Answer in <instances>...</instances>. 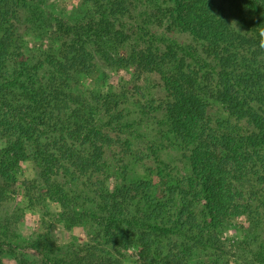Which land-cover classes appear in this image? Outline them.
Masks as SVG:
<instances>
[{
    "label": "trees",
    "instance_id": "16d2710c",
    "mask_svg": "<svg viewBox=\"0 0 264 264\" xmlns=\"http://www.w3.org/2000/svg\"><path fill=\"white\" fill-rule=\"evenodd\" d=\"M48 1L0 0V264L20 249L26 209L44 200L68 228L93 221L99 239L84 249L50 245L32 264H122L133 248L139 264H187L198 246L191 243L204 239L235 264H264V53L256 38L264 0H234L245 31L221 18L215 0H81L79 20L47 10ZM152 29L190 42L151 44ZM34 30L53 44L31 47ZM101 69L159 78L163 97L152 110L189 165L185 178L169 185L153 152L158 183L150 173L109 187L110 157L150 156L125 137L129 92L82 89ZM30 160L37 176L19 187ZM230 226L242 234L236 245L220 243ZM167 236L190 243L161 245Z\"/></svg>",
    "mask_w": 264,
    "mask_h": 264
},
{
    "label": "rangeland",
    "instance_id": "374dc122",
    "mask_svg": "<svg viewBox=\"0 0 264 264\" xmlns=\"http://www.w3.org/2000/svg\"><path fill=\"white\" fill-rule=\"evenodd\" d=\"M163 1L165 2V0H153L151 3L156 4ZM48 5L47 10H55L60 16H67L71 20H79L84 15V5L81 0H49ZM215 10L219 12L222 19H226L231 24L236 21L237 28H242L244 31L249 28L248 23L236 12L234 0H215ZM152 31L153 33L150 34L148 39L151 44H157L158 40L162 45L176 44L186 47L187 43L190 42L188 37L179 33H164L157 29H152ZM52 37L51 34L46 37L44 30H40V32H35L34 30L27 42L31 47L40 48L52 45ZM129 47V45H126L125 49L130 53ZM135 77L136 72L134 69H101V73L94 74L84 79L81 83L82 89L110 90L115 93L125 89V94L130 93L126 110L132 129L129 128L127 130L128 136L125 137L133 144L135 151H143L150 156V159L144 162H137L130 158L126 159L125 163L119 164L114 157H110L108 160V173L111 177L108 181L109 187L113 188L115 184L122 182L131 183L150 179V173L152 179L158 183L161 177H156V175H159V171L157 170L158 164L155 161L153 152H157L159 160L168 166L165 170L163 168L165 166L160 165L167 172V174H165L166 172L164 174L169 181L168 184L172 185L177 178H185L188 175L189 165L183 158L180 148L169 138L170 136L167 134L165 126L162 127L156 122L159 121L161 115L155 114L152 110L159 106V104L155 106L153 100L163 97L160 88L156 87L159 78L156 75H152L137 82ZM141 100L146 105L145 112L135 104ZM213 111L216 116L222 115V117H225L219 105H214ZM137 121H140L141 124L136 125ZM36 176L37 167L35 163L31 160L23 163L19 187L23 181L33 180ZM26 211V220L18 232L17 243L20 249H17L12 256H5V264H32L34 260L43 259L48 247L84 249L92 245L95 239H99V227L93 221L80 220L75 226L68 228L64 222L66 217L61 209L47 203L46 200L32 209H26ZM77 219L79 220L78 216ZM241 238L242 234L237 227L230 226L220 236V240H222L220 243L236 245ZM182 241L190 243V240L182 236H167L162 237L161 245H174ZM191 245L198 246L187 264H235L233 259L216 252L210 241L205 239L203 243L193 241ZM37 246H40V252L34 249ZM122 264H139L135 248L123 253Z\"/></svg>",
    "mask_w": 264,
    "mask_h": 264
},
{
    "label": "clouds",
    "instance_id": "9594fccd",
    "mask_svg": "<svg viewBox=\"0 0 264 264\" xmlns=\"http://www.w3.org/2000/svg\"><path fill=\"white\" fill-rule=\"evenodd\" d=\"M232 25H235L238 31L237 22L233 21ZM256 30L257 47L262 53H264V26H259L256 28Z\"/></svg>",
    "mask_w": 264,
    "mask_h": 264
}]
</instances>
